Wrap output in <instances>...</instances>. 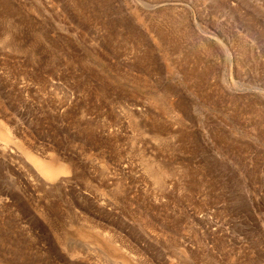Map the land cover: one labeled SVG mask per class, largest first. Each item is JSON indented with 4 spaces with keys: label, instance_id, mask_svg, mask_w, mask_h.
<instances>
[{
    "label": "rangeland",
    "instance_id": "obj_1",
    "mask_svg": "<svg viewBox=\"0 0 264 264\" xmlns=\"http://www.w3.org/2000/svg\"><path fill=\"white\" fill-rule=\"evenodd\" d=\"M0 264H264V0H0Z\"/></svg>",
    "mask_w": 264,
    "mask_h": 264
},
{
    "label": "bare ground",
    "instance_id": "obj_2",
    "mask_svg": "<svg viewBox=\"0 0 264 264\" xmlns=\"http://www.w3.org/2000/svg\"><path fill=\"white\" fill-rule=\"evenodd\" d=\"M36 165L40 169L41 173L47 178V179H52L57 175V171H55L53 168H51L49 165L44 164L42 162L37 161Z\"/></svg>",
    "mask_w": 264,
    "mask_h": 264
}]
</instances>
